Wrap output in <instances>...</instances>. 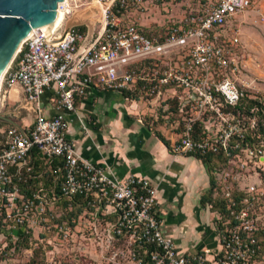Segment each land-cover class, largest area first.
Masks as SVG:
<instances>
[{
    "label": "built area",
    "instance_id": "1",
    "mask_svg": "<svg viewBox=\"0 0 264 264\" xmlns=\"http://www.w3.org/2000/svg\"><path fill=\"white\" fill-rule=\"evenodd\" d=\"M93 1L100 26L92 38L77 25L60 32L58 26L44 38L32 30L1 75L3 96L13 91L30 122L19 123L20 130L9 124L0 128V230L26 234L42 224L46 229V210L64 202L63 211L74 215L52 224L54 234L44 240L50 248L82 252L86 241L105 264H264V238H258L264 230V193L254 184L238 194L224 176L214 184L221 206L214 211V245L184 251L163 232L154 189L146 177L116 176L79 156L67 137V116L90 88L136 91L140 99L145 95L146 100L173 102L179 111L184 109L178 116L182 128L170 144L172 152L215 153L217 146L194 136L192 125L217 110V99L231 106L240 99L241 91L228 77L214 82L207 74L211 67L236 70L218 43L219 30L249 0H195V8L157 30L133 18L144 8L141 3L150 0ZM66 2L63 10L68 9ZM166 56L174 60L160 64ZM45 92L49 93L43 103ZM170 113L161 117L171 118ZM31 160L40 161L37 177L50 178L46 184L39 180L27 197L19 183L26 175L33 177ZM44 256L50 264L78 259L75 253L60 261L49 248Z\"/></svg>",
    "mask_w": 264,
    "mask_h": 264
},
{
    "label": "rangeland",
    "instance_id": "2",
    "mask_svg": "<svg viewBox=\"0 0 264 264\" xmlns=\"http://www.w3.org/2000/svg\"><path fill=\"white\" fill-rule=\"evenodd\" d=\"M66 1L69 12L65 14L58 27L59 32L60 29L77 25L86 38H92L100 26L97 3L93 0ZM141 4L144 8L141 7L133 18L137 19L143 27L153 30H157L159 25H163L168 20L180 18L196 7L195 0H150ZM219 34L218 43L237 68L231 73L227 67H211L207 76L214 82L228 77L241 91V101L231 106L225 105L221 98L217 99L214 105L217 110L206 112L202 121H194L192 132L194 136L206 137L217 146L215 153H206L209 155V160L205 165L214 184L220 182L224 176L233 194L242 192V188L247 184H254L264 193V132L261 130L264 128V122L257 115L258 104L264 107V0H249L248 6L227 21L220 28ZM233 37H236V41H231ZM173 60L174 58L171 60L167 56L162 57L160 64ZM126 92L125 97L129 102H144L146 99L145 95L140 99L139 92ZM15 99L14 92L3 96L0 90V114L13 120L24 116L23 121L30 122L25 112L18 108V102H15ZM251 101L257 103L247 108ZM163 104L164 101L156 100L152 105L156 118L144 116L143 122L152 132H158L156 128L159 125L166 129L167 136L170 132H180L183 122L178 120V116L184 109L179 111L175 104ZM165 107L171 112V118L161 117L167 111H162ZM5 125V122L0 121V128H4ZM177 138L178 135H173V140ZM214 191L213 188L210 197L218 199ZM262 209L264 210V207ZM209 210L211 214H214L215 209ZM61 213L59 205L46 210L45 216L48 218L44 224L46 229H43L42 224V227H33L29 233L20 235L0 230V264H50L46 262L44 256V251L48 248L59 257L60 261L69 254H78L76 261L71 263L62 261L60 264H105L103 258L92 254V246L86 241H82V244L84 243L82 252H68L67 249L57 245L55 248H50V245L45 243V239L51 240L54 234L52 224ZM62 221L67 220L60 217V222ZM38 236L43 238L41 242L37 240ZM258 238H264V230L258 234Z\"/></svg>",
    "mask_w": 264,
    "mask_h": 264
},
{
    "label": "crops",
    "instance_id": "3",
    "mask_svg": "<svg viewBox=\"0 0 264 264\" xmlns=\"http://www.w3.org/2000/svg\"><path fill=\"white\" fill-rule=\"evenodd\" d=\"M48 93L41 96L43 103ZM155 102L133 103L122 93L90 88L76 100L75 112L67 116V137L79 156L103 165L116 176L146 177L154 189L161 228L178 248L192 251L213 246L214 214L207 203L200 202L209 190L206 167L192 155L171 151L175 132L167 136L163 126L156 128L168 141L165 146L146 126L142 118H156ZM15 120L23 123L24 116Z\"/></svg>",
    "mask_w": 264,
    "mask_h": 264
},
{
    "label": "water",
    "instance_id": "4",
    "mask_svg": "<svg viewBox=\"0 0 264 264\" xmlns=\"http://www.w3.org/2000/svg\"><path fill=\"white\" fill-rule=\"evenodd\" d=\"M62 0H0V77L33 29L43 38L61 21ZM0 121L20 130L19 124L0 114Z\"/></svg>",
    "mask_w": 264,
    "mask_h": 264
},
{
    "label": "trees",
    "instance_id": "5",
    "mask_svg": "<svg viewBox=\"0 0 264 264\" xmlns=\"http://www.w3.org/2000/svg\"><path fill=\"white\" fill-rule=\"evenodd\" d=\"M123 95H127L126 91H122L121 92ZM241 101V98L239 99V103ZM251 104L247 105V108H250L252 107L253 104H256L257 102L256 101H251L250 102ZM172 104H174L172 102ZM238 104V103H237ZM257 115H259L261 118H262V121L264 122V107L261 106L260 104H258V107H257ZM263 132H264V128L261 129ZM155 136L165 145V146H168V141L158 132H155ZM35 150L34 149H31V156L34 158L35 157ZM192 156H194L195 158H198L200 159V161L206 165V163L208 162L209 160V155L206 154V155H200V154H193ZM31 163L32 164V171L30 173V175H32L33 177H30V176H25L24 179H25V182H20L19 183V188H20V191L27 197L30 196V193L32 192V190H34L38 184V181L41 180L43 183H47V180H49L50 178V175L47 174V175H43L41 177H37L36 175H38V173L42 170V167H40V161L38 160H31ZM36 176V177H35ZM214 187V182L212 181V179L210 178L209 180V190L207 191V193L203 196H201L200 198V202L203 204V203H211L212 204V207L213 209L215 210H221V206H220V202L218 199H216L215 197L213 199H211L210 197V193L212 192V189ZM60 205V209L62 210V213L61 215L55 220L56 222H60V217H63V219H69L72 215H74V211H66L64 210L63 211V207H64V202H61ZM16 235H18V232H15ZM20 234H23V233H20ZM19 234V235H20Z\"/></svg>",
    "mask_w": 264,
    "mask_h": 264
},
{
    "label": "bare ground",
    "instance_id": "6",
    "mask_svg": "<svg viewBox=\"0 0 264 264\" xmlns=\"http://www.w3.org/2000/svg\"><path fill=\"white\" fill-rule=\"evenodd\" d=\"M66 0H62V3L63 2H65ZM69 11H68V9L67 10H61V21H60V23L55 27V28H57L58 26H60L61 25V22L63 21V19H64V17H65V14L66 13H68ZM54 28V29H55ZM33 29H31L29 32H31ZM51 31V30H50ZM49 31V32H50ZM27 37V36H26ZM23 41V40H22ZM1 78V77H0Z\"/></svg>",
    "mask_w": 264,
    "mask_h": 264
}]
</instances>
